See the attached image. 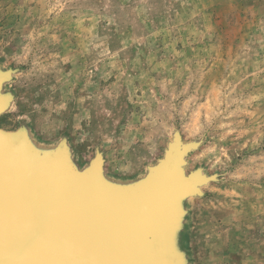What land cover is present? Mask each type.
Returning a JSON list of instances; mask_svg holds the SVG:
<instances>
[{
  "label": "rangeland",
  "instance_id": "374dc122",
  "mask_svg": "<svg viewBox=\"0 0 264 264\" xmlns=\"http://www.w3.org/2000/svg\"><path fill=\"white\" fill-rule=\"evenodd\" d=\"M0 129L115 190L194 176L183 264H264V0H0Z\"/></svg>",
  "mask_w": 264,
  "mask_h": 264
},
{
  "label": "water",
  "instance_id": "95a60500",
  "mask_svg": "<svg viewBox=\"0 0 264 264\" xmlns=\"http://www.w3.org/2000/svg\"><path fill=\"white\" fill-rule=\"evenodd\" d=\"M8 103L0 97V114ZM179 159L171 151L142 185L115 190L100 157L77 179L63 147L35 155L0 129V264H183L172 240L179 201L201 181Z\"/></svg>",
  "mask_w": 264,
  "mask_h": 264
},
{
  "label": "bare ground",
  "instance_id": "6f19581e",
  "mask_svg": "<svg viewBox=\"0 0 264 264\" xmlns=\"http://www.w3.org/2000/svg\"><path fill=\"white\" fill-rule=\"evenodd\" d=\"M178 154V153H177Z\"/></svg>",
  "mask_w": 264,
  "mask_h": 264
}]
</instances>
